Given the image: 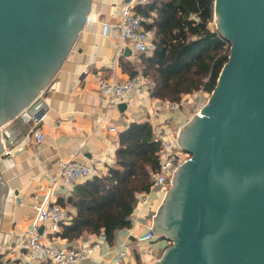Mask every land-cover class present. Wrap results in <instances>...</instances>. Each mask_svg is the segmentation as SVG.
<instances>
[{"label": "water", "instance_id": "water-1", "mask_svg": "<svg viewBox=\"0 0 264 264\" xmlns=\"http://www.w3.org/2000/svg\"><path fill=\"white\" fill-rule=\"evenodd\" d=\"M90 3L0 0V127L39 99L72 50ZM215 8L216 30L230 42V54L202 114L180 130L178 144L191 158L175 173L161 221L155 216L164 226L154 231L161 239L171 233L173 246L154 264L170 257V264H221L208 258L206 242L232 236V229L211 228L212 213L236 219L240 211L246 253L256 237L249 229L255 215L264 240V0H215ZM235 187L240 198L230 192Z\"/></svg>", "mask_w": 264, "mask_h": 264}, {"label": "crops", "instance_id": "crops-1", "mask_svg": "<svg viewBox=\"0 0 264 264\" xmlns=\"http://www.w3.org/2000/svg\"><path fill=\"white\" fill-rule=\"evenodd\" d=\"M125 1L91 0L72 50L46 87L47 111L40 125L44 139L34 144L27 135V125L19 121L12 126L14 139L7 146L11 154L3 156L0 152V264L30 263L23 251L14 246L18 234L29 228L35 205L48 196L65 203L71 194L63 186L52 185L58 161L77 152V161L89 162L96 172L105 174L114 164L118 148V134H112L109 127L114 126L119 133L132 122L146 121L163 131L165 140L168 132L184 127L197 101L202 99L194 92L182 98L183 105L170 107L165 101L151 98L148 90L135 96L123 111L105 106L98 90L99 80L115 78L122 82L130 77L120 66V57L115 58L116 11ZM122 57L131 63L137 58ZM99 117H103V122H97ZM18 133L23 135L15 139ZM147 200L154 205L162 201L158 190L150 192ZM64 207L69 216L66 224H70L75 209L68 204ZM150 214L143 209L136 227L118 230L110 240L88 234L73 241L54 235L45 240L60 247L95 245L91 257L82 264H152L161 257L165 242L159 237L147 244H137L132 236L146 231L150 225L155 227L156 219L150 220ZM120 251L126 255L121 257Z\"/></svg>", "mask_w": 264, "mask_h": 264}, {"label": "trees", "instance_id": "trees-1", "mask_svg": "<svg viewBox=\"0 0 264 264\" xmlns=\"http://www.w3.org/2000/svg\"><path fill=\"white\" fill-rule=\"evenodd\" d=\"M212 0H152L135 12L152 18L155 49L138 55L135 63L120 66L130 77L141 73L150 83L151 98L168 103L200 89L211 94L230 54L227 41L211 19ZM115 162L107 174L77 184L67 201L75 209L70 224H61L54 236L73 241L103 233L110 240L129 228L135 194L150 188L149 173L158 168L159 142L149 122H132L118 133ZM25 264H47L25 263Z\"/></svg>", "mask_w": 264, "mask_h": 264}, {"label": "built area", "instance_id": "built-area-1", "mask_svg": "<svg viewBox=\"0 0 264 264\" xmlns=\"http://www.w3.org/2000/svg\"><path fill=\"white\" fill-rule=\"evenodd\" d=\"M152 0H126L117 11V36L115 44V58L124 56V50L129 48L130 55L151 56L155 49L153 29L147 25L152 22V18L140 15L135 12L137 6L149 4ZM209 24H216V8L215 0L211 4V19ZM216 28V26H215ZM227 40V39H226ZM229 41L225 42V47L229 45ZM230 49V45H229ZM129 55V56H130ZM149 81L138 73L132 77H128L125 81H118L115 78L108 80H99L98 90L102 101L107 108H117L119 104L124 103L126 106L131 105L135 96H141L149 90ZM46 89V88H45ZM42 90L39 99L34 100L29 106L23 108L21 112L11 121L0 127V142L3 146L1 154L9 156L10 149L5 145L8 140L13 137V124L21 121L27 125V135L34 144L40 143L44 139V134L40 129L47 111L45 96ZM202 96L194 107L191 118L200 116L206 107L211 94L200 89L196 91ZM195 92V93H196ZM168 103V102H167ZM184 99L178 103H168L170 107H178L183 105ZM98 123L103 122V117L97 119ZM185 126V125H184ZM152 128V136L155 142H159L160 149L158 152V168L149 173L150 188L147 192H138L135 194V203L132 213L129 216L130 224L136 227V219L141 211L146 209L151 214L150 220L156 219L164 197L168 194L173 186L176 171L183 165V162L189 161L191 154L185 151L178 144L180 130L177 127L173 131L167 133V139L163 138V131ZM109 131L117 135L118 130L111 126ZM18 133L15 139L19 138ZM4 136L8 139L5 140ZM14 139V138H12ZM77 152H72L67 159L58 161V168L54 176L51 178L52 185H59L72 192L77 184H80L93 177H101L105 174L96 172L94 166L89 162H80L76 160ZM158 190L161 195V203L154 205L147 200L150 192ZM69 220L66 208L60 203L50 199L48 196L44 201L35 205L34 216L29 228L16 237V246L23 251L24 256L30 263L49 261L53 264H82L83 260L90 258V252L95 245L86 248L76 246H54L45 238L54 235L60 231L61 224H66ZM41 229V231H40ZM100 237L105 238L103 233ZM137 244H147L160 236L154 231L153 225H150L146 231L132 235ZM119 255L124 257V251H120Z\"/></svg>", "mask_w": 264, "mask_h": 264}, {"label": "flooded vegetation", "instance_id": "flooded-vegetation-1", "mask_svg": "<svg viewBox=\"0 0 264 264\" xmlns=\"http://www.w3.org/2000/svg\"><path fill=\"white\" fill-rule=\"evenodd\" d=\"M232 191L233 195L236 197L235 198H240V195L242 193L241 189L239 187L232 188L230 192ZM225 195V192H224ZM180 202L178 203L179 206ZM180 207V206H179ZM179 207L176 209V211L179 210ZM160 212V210H159ZM175 215V214H174ZM236 219L233 217H229L226 213H219L218 215L216 213L210 214L211 218V223L210 227H216L217 232H229V230L232 231V236L228 235H223L217 239H210V242H206V254L208 258L211 260H218L220 263L224 264H264V240L262 238V231L259 229V218H261L258 215H255V217H251L254 221L250 220V224L252 223V226H249L254 233H256V237L254 240L251 242L250 245V252L246 253L247 247L245 245V242L249 238H244L242 237L243 232L245 231L246 228H241V225L243 222L240 220L242 218L240 211H237L233 214ZM159 217V213L158 216ZM158 220L161 221V217L158 218ZM168 224L172 227L171 225L174 223L173 219L170 218L169 220L167 219ZM155 224L157 228H162L164 225L159 223ZM230 228V229H229ZM170 229V228H168ZM172 229V228H171ZM171 235V233H169ZM168 236L167 234H164L163 236V241L165 244L170 242L171 236ZM173 242V240H172ZM170 246H166V248H169ZM163 255V253H162ZM161 255V257H162ZM159 257L158 260L161 259ZM239 258H242V262H232V260H239ZM158 260L156 262H158ZM155 262V263H156ZM171 262V257L168 259L166 262L163 264H170ZM231 262V263H230Z\"/></svg>", "mask_w": 264, "mask_h": 264}, {"label": "rangeland", "instance_id": "rangeland-1", "mask_svg": "<svg viewBox=\"0 0 264 264\" xmlns=\"http://www.w3.org/2000/svg\"><path fill=\"white\" fill-rule=\"evenodd\" d=\"M217 22V21H216ZM215 26H217V23L215 24ZM215 26H214V29L216 30V28H215ZM49 86V85H48ZM48 86H47V88H48ZM47 88L46 89H44V91H43V97L44 96H46V94H47ZM166 246H173V242L172 241H170V242H168L166 245H165V247H164V249L166 248ZM164 249H163V252L162 253H164ZM156 261H154V263H155ZM154 263H152V264H154Z\"/></svg>", "mask_w": 264, "mask_h": 264}]
</instances>
